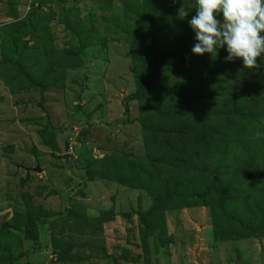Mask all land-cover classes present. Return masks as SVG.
<instances>
[{
    "label": "rangeland",
    "instance_id": "374dc122",
    "mask_svg": "<svg viewBox=\"0 0 264 264\" xmlns=\"http://www.w3.org/2000/svg\"><path fill=\"white\" fill-rule=\"evenodd\" d=\"M163 10L160 58L189 56L195 0H0V264H264V54L253 69L226 46L171 58L168 85L154 70L146 100H129ZM61 58L64 79L48 75ZM189 113L212 119L206 149L165 139ZM148 119L166 130L157 145ZM127 162L140 177L117 181ZM156 193L171 210L152 211Z\"/></svg>",
    "mask_w": 264,
    "mask_h": 264
},
{
    "label": "clouds",
    "instance_id": "9594fccd",
    "mask_svg": "<svg viewBox=\"0 0 264 264\" xmlns=\"http://www.w3.org/2000/svg\"><path fill=\"white\" fill-rule=\"evenodd\" d=\"M187 8L188 3L178 9L179 19L187 17ZM195 9L188 21L197 41L193 54L215 58L226 46L227 61L242 59L245 68L258 67L257 58L264 54V0H195Z\"/></svg>",
    "mask_w": 264,
    "mask_h": 264
},
{
    "label": "trees",
    "instance_id": "16d2710c",
    "mask_svg": "<svg viewBox=\"0 0 264 264\" xmlns=\"http://www.w3.org/2000/svg\"><path fill=\"white\" fill-rule=\"evenodd\" d=\"M160 13V14H159ZM159 13H155L151 16V19H149L148 22V34H147V44L145 45V50L148 52V54H143V62L138 63L139 66L144 67V69L140 71L139 66H137L136 68V83H137V91L131 95L128 99L129 100H146L147 94L148 92H146L145 90L147 89V87L149 86L150 83H148L151 79L152 73L154 70L158 71V76H159V83H166L168 85V82L170 81L171 77L168 75H165L166 71H167V65L170 63V59L172 58L173 61H180L181 63H183L184 61H188L190 59V57H196V54L191 53L189 56H186L185 58H182V53L180 52L179 49L174 50L171 53V57L168 58H160L159 56V49H160V41H159V29H157V26L159 24V22L163 20L164 15L166 14V11H161ZM160 22V23H161ZM2 45V44H1ZM193 47V46H192ZM3 49V48H2ZM3 60L6 62V64L8 65H13L16 66L17 68H21L23 70V73H25V68L21 66V63L19 64V61H15V64L12 63V61L6 59L5 57L3 58ZM65 60V58H61L55 62H52V65L50 67L49 70V74L48 75H57L60 79H64L65 76V72L67 69V65L65 64V62L63 63V61ZM145 60V62H144ZM41 64V63H39ZM155 67L157 69H155ZM26 74V73H25ZM55 80H58V78L56 77ZM56 82V81H55ZM148 83V84H147ZM145 102V101H144ZM124 107L126 109V112L129 111V105L128 102H124ZM89 117V116H88ZM182 124L183 126H185V128H173L166 132V130L163 129H159V128H152V129H148L147 126H151L154 125L157 127V124H154L151 120H147L146 123L143 122V127H144V136L145 139L148 141V145L150 144L149 142L154 143L155 145H157L159 143V140L161 138V136L164 134L165 135V139L169 140L170 137H175L177 138L179 141H186V140H193V141H200V142H205V149L207 146V143L210 141V139L215 140V134L209 132L211 126L212 125V119L209 118H202V116L199 115H195L194 113H189L185 116H183L182 118ZM201 127L200 131L197 132H192L189 129L191 127ZM57 139V137H56ZM56 139L53 142L54 147H56L57 149L60 147L56 141ZM58 140V139H57ZM165 144L167 146H169V148H172V145H169L167 143V141H165ZM205 149H201L198 153V156H200L203 152H205ZM85 147H83V153L85 152ZM174 150V149H173ZM67 151V149H66ZM61 152V150H60ZM179 153L180 155L185 156L187 153L191 154L188 146L185 144V146H183L182 148L179 149ZM66 154V153H65ZM64 155V154H63ZM109 157V156H107ZM106 157V158H107ZM108 159V158H107ZM153 159V158H151ZM167 160V159H166ZM139 168L142 169L143 165H144V161L140 160L139 161ZM156 163V166H155ZM184 163L186 166L188 167H192V165L190 164V161H188L187 159L184 160ZM126 165L128 166L126 168L127 176L126 175H122L121 172L123 171V169H115L114 174L117 178V181H121L124 178H135L137 179L138 177H140V173H138L137 171L134 170V168H132V165L127 162ZM165 165H167L169 168H172L176 171H178L179 169L177 168L176 163L171 166V164L168 162ZM152 167L156 169V167H162V164L158 161V160H154L152 162ZM137 175H139L137 177ZM164 189L165 190H169V185L166 184L164 185ZM175 194V192H174ZM154 203H155V207L154 209H152L153 212L156 211H160L163 207H166V203H170L171 200L170 198H168V193H166L164 196L156 193L152 196ZM197 208V207H196ZM172 208H163V210H171Z\"/></svg>",
    "mask_w": 264,
    "mask_h": 264
},
{
    "label": "water",
    "instance_id": "95a60500",
    "mask_svg": "<svg viewBox=\"0 0 264 264\" xmlns=\"http://www.w3.org/2000/svg\"><path fill=\"white\" fill-rule=\"evenodd\" d=\"M68 140V136L66 135H61L58 140H57V143L60 147V150H61V153L62 154H65L66 153V142ZM100 154H103L105 156H110L112 154V151H108V150H100ZM3 223V220L0 219V224ZM200 264H202L200 262Z\"/></svg>",
    "mask_w": 264,
    "mask_h": 264
}]
</instances>
